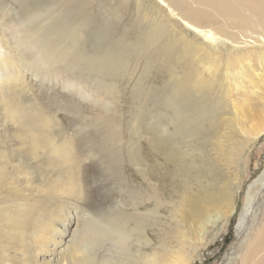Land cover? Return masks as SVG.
<instances>
[{
	"label": "rangeland",
	"instance_id": "1",
	"mask_svg": "<svg viewBox=\"0 0 264 264\" xmlns=\"http://www.w3.org/2000/svg\"><path fill=\"white\" fill-rule=\"evenodd\" d=\"M192 4L195 5L189 1L188 5ZM183 18V12L165 0H0V206L3 209L11 205L6 193L11 187L29 188L27 179L35 174L53 176L54 182L61 175L64 181L70 180L87 195L85 202L71 198L65 203L59 201L71 210L67 223L62 225L69 231L83 229L85 218H82L88 216L86 208L94 211L95 224L107 215L138 221L137 215L153 205L155 192L169 201L177 200L171 191L180 186V179L172 177L176 161L180 159L189 166L187 163L196 157L202 163L196 168L201 183L192 179L193 190L198 193L206 189L212 195L217 194L215 190L224 185V177L230 179V173L237 174L239 179L233 185L235 212L216 226L208 218L203 236L206 243H199L195 235L199 236L204 229L184 241L177 235L179 228H187L186 224L172 218L169 206L161 207L147 222L151 245L146 251L151 252L152 246L154 249L165 240L170 244L168 252L176 247L189 254V264H229L241 254L240 245L261 221L264 211L261 207L264 183L249 197V187L264 175V134L242 135L230 126L231 137L219 148L230 158L224 169L217 163L211 166L213 157L206 156L211 147L203 142L209 135L202 132L214 129L212 115L218 108L217 118L234 114L233 101L236 102L239 93L236 84L248 81L250 72L243 74L237 83L233 76L226 83L221 70L217 73L207 70L204 56L199 60L191 55L189 40L194 35ZM217 22V26L231 34L241 35L226 26L223 17ZM232 37L239 38L234 34ZM260 49L254 45L217 52L224 61L249 54L250 70L263 82ZM244 64L248 62L244 60ZM244 70L247 72V67ZM175 73L180 83L178 78L174 79L177 84L172 82L171 75ZM207 80L211 83H203ZM168 91L166 100L164 92ZM225 97L229 101L221 102ZM222 122L218 119L216 125ZM191 127L201 128L202 134L196 137L199 132L191 133ZM31 134L40 143V147L36 145L39 162L19 174V154L24 155V161L28 155L25 150L19 151V138ZM179 137L178 157L173 152V143ZM64 138L73 140V144L62 142ZM149 138H153L155 146ZM59 140L60 151L54 150ZM171 146L173 155L166 149ZM196 146L204 150L193 149ZM64 150L76 155L70 176L58 174L61 167L57 155H63ZM208 176L216 177L219 185L214 187L210 182L204 187L202 183ZM34 186L25 193H34ZM132 213L137 214L136 219ZM209 214L214 215L215 211L210 208ZM29 236L26 233L23 242L32 255ZM114 250L113 257L120 260V252ZM104 252L112 256L110 250ZM109 259L105 264H118L116 259L115 262L112 257ZM0 264H4L1 259ZM16 264L35 262L32 257L29 262L19 259Z\"/></svg>",
	"mask_w": 264,
	"mask_h": 264
},
{
	"label": "bare ground",
	"instance_id": "2",
	"mask_svg": "<svg viewBox=\"0 0 264 264\" xmlns=\"http://www.w3.org/2000/svg\"><path fill=\"white\" fill-rule=\"evenodd\" d=\"M165 1L183 12L186 27L194 35V37L192 36L193 39L189 40L190 47L193 49L191 55H196L199 60L204 56L202 59L208 62L207 70L216 73L221 70L224 73L223 80H226V83L232 76L235 79V83H237L241 80L243 74L248 75L250 72L248 81L244 80L236 84V90L239 93L236 97V102L233 101L235 105L234 114L228 113L226 117L217 118L220 116L218 108L212 115L211 125L212 127L215 126L214 129L206 133L202 132L201 128L196 129L195 127H191L190 129L191 133L195 131L199 132V135H196V137L202 133L203 135H209L208 138L205 137L207 141H203L204 144L206 143V145L211 147L206 156H209V158L213 157L211 159V166L217 163L221 165L220 167L226 169L230 158L226 153L221 152L219 148L222 146V143L230 139L233 132L230 126L232 128L235 127L236 132L242 135L254 134L256 137H259L264 134V81L262 82L258 78L256 72L252 69L250 70L249 63H252V58L249 54H240L244 58L238 55L235 59L224 61L217 51L219 49L228 51L229 49H240L242 47L258 45L261 47L259 51L260 58L264 61V0ZM189 1L195 5L189 6ZM220 17L225 19L226 26L238 30V33L241 34L240 36L237 33L233 34L239 38L232 37L233 34L228 32V30L217 26V21ZM184 35L183 37L187 39ZM185 42L183 41V43ZM206 52L210 54L206 55ZM244 60L248 62L249 66L244 64ZM244 67H247V72L244 70ZM171 77H173L172 82L177 84V81H174V79L178 78V74L175 73ZM211 79L213 81L212 77ZM178 80L180 83L181 80L179 78ZM203 83L210 84L211 82L207 80ZM168 85L172 88L177 87V85L175 87L171 84ZM242 87L244 90H242ZM226 93L229 96L231 95V91L228 89ZM168 94L169 91L167 93L164 92V99L167 100L169 98ZM225 98L227 101L221 102L227 103L229 101L228 97ZM255 99L258 100L257 103L253 102ZM218 119L219 121L223 120V122L216 125ZM178 136H181V134ZM35 137V135L31 134L29 137L19 138V151L25 150L28 153L27 161H24L23 154H19V163L21 165L19 174H22V171L26 167L32 168L33 165L39 162L36 145L39 144L38 147H40V143L36 142ZM152 139L149 138L148 141L151 145L155 146ZM53 141L55 142L54 138ZM61 141L73 144V140L70 139L64 138ZM254 142H256L255 137L253 139ZM180 143V137L173 143V152L178 157L180 154L176 153L180 150ZM61 144L60 140L57 141L54 144V150L60 151ZM166 149L169 151L168 154L173 155L172 146ZM193 149L198 151L200 149L204 150L201 146H196ZM67 152L68 150H64L63 155H57L61 167L58 174L63 173L70 176V166L74 163V161L72 163V160L75 159L76 155H74L75 152H72V154ZM29 153H31L30 156ZM213 154L215 155L213 156ZM189 162H186L189 165L187 166L184 164L185 162L183 163L179 159L176 161L177 166L172 173L173 178L176 177V180L180 179L181 187L175 186L171 190L174 192L177 200L172 199L173 201H169L164 195L161 196L158 192H155L156 197L154 196L155 198L152 200L153 205L147 206V209L138 215L136 214L138 221H134L133 219L132 221L120 220L117 217L107 215L103 221H98L95 224L94 211L86 208L88 216L82 218H85L84 221L82 220L85 226L82 227L83 229L81 228L82 230L75 233L62 226L63 223H67V216L71 212L69 206L63 203L68 198L85 202L87 195L73 182L67 181V179L64 181V177H61V175L54 182L53 176L46 178V176L43 177L41 174H35L27 179L29 181L27 187L29 188L26 186L27 189L19 187L21 185L9 187L10 189L6 193L11 199V205L9 204V207H4V209L0 206L1 261L4 264H16V261L19 259L29 262V259L31 260L33 257L35 264H65L66 261L69 264H105L107 260H110L109 257H112L115 262L116 258L113 255L115 253L114 249L117 248L121 254H118L121 256L120 260L116 259L118 264H189L191 256L176 247L171 252H168L167 249H169L170 244L165 240H161L159 246L156 245L158 247L154 249L152 246L151 252L146 251L147 247L151 245V239L148 234L150 226L147 223L148 220L159 212V208L169 206L172 218L187 226V228H179L177 236L187 241L193 237L194 232L204 229V232L200 233L199 236L195 235V238L199 240V243H206V239L203 236L207 231V219H211L209 223L216 226L219 221L225 220V218H228L235 212V202L233 199L235 188H233V185L235 180L239 179L237 174L234 176L230 173V179L225 175L226 177L223 179L225 180L224 185L215 190L217 194L212 195L206 189H203L202 193H198L193 190L192 179L194 182L201 183V179L199 178L201 176L199 171L196 172V168L201 167L202 165L200 166V164L202 163L199 164L196 157ZM211 166H209V169H211ZM203 170L205 171L204 168ZM215 178L211 176L205 179L202 184L206 187V183L212 182V185L214 184L215 186H213L216 187L219 185V182L217 181V183ZM263 183L264 175L249 187L251 188L249 197L252 195L253 190ZM33 184H36L34 186V193L31 194L29 192L26 194L25 192ZM182 187L183 189H181ZM19 194H21L22 199L19 198ZM10 199L7 200L9 201ZM261 207L264 208V198ZM210 208L215 211L214 215L209 214ZM136 215H133L134 219H136ZM26 233L30 235L31 249H33L32 255L30 248L25 246L26 242H23ZM240 248L241 254L229 264H264V211L261 221L253 227L251 234L245 237L244 243L240 245ZM106 250H110L112 256H108L104 252ZM67 253H69V257L66 256L68 255Z\"/></svg>",
	"mask_w": 264,
	"mask_h": 264
}]
</instances>
